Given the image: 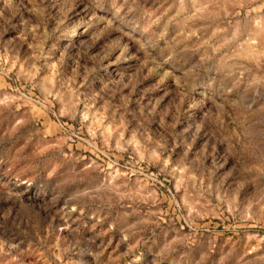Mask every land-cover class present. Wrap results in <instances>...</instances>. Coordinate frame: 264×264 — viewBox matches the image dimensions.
Here are the masks:
<instances>
[{"label":"rangeland","instance_id":"374dc122","mask_svg":"<svg viewBox=\"0 0 264 264\" xmlns=\"http://www.w3.org/2000/svg\"><path fill=\"white\" fill-rule=\"evenodd\" d=\"M0 264H264V0H0Z\"/></svg>","mask_w":264,"mask_h":264}]
</instances>
